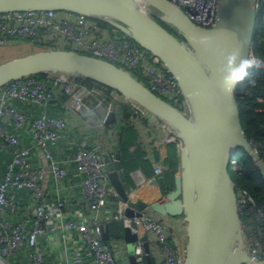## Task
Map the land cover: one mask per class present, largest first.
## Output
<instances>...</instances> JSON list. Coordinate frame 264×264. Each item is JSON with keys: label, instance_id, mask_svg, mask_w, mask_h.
I'll list each match as a JSON object with an SVG mask.
<instances>
[{"label": "built area", "instance_id": "built-area-1", "mask_svg": "<svg viewBox=\"0 0 264 264\" xmlns=\"http://www.w3.org/2000/svg\"><path fill=\"white\" fill-rule=\"evenodd\" d=\"M170 1L194 23L214 25L218 0ZM256 4L258 10L264 0H256ZM12 39L104 58L136 72L140 81L178 108H187L178 82L160 58L127 32L97 18L51 8L1 12L0 43ZM248 59L264 68V59L251 51ZM108 88L56 72H46L42 78L27 75L0 87V142L7 153L0 177V264H131L118 239L103 238L105 225L118 219L138 234L132 251L135 264L185 263L184 247L172 238L163 216L151 209L134 216L122 213L131 204L119 198L110 184L102 156L103 151L114 156L113 143L104 150L91 146L74 127H101L104 120L92 115L97 105H103L115 111L112 138L118 137L122 104H127L140 137L146 132L148 125L141 120L149 119L146 109L134 101L117 99L116 91ZM57 96L63 98L62 114L48 111ZM27 102L37 112L20 106ZM165 128L168 135L154 137L152 143L172 142L179 150L182 140L171 126ZM164 169L159 161L153 163V176L140 167L131 169L128 176L134 191L154 182ZM236 192L238 212L250 216L243 222L244 248L253 263H260L264 261V211L245 190L236 187ZM165 198L163 194L160 200ZM142 234L147 235L151 261Z\"/></svg>", "mask_w": 264, "mask_h": 264}, {"label": "water", "instance_id": "water-1", "mask_svg": "<svg viewBox=\"0 0 264 264\" xmlns=\"http://www.w3.org/2000/svg\"><path fill=\"white\" fill-rule=\"evenodd\" d=\"M146 5L156 9L159 19L180 36L158 21ZM48 8L83 13L127 32L158 56L175 77L186 100V110L154 93L128 69L67 48H38L0 62V87L40 72L82 76L112 88L117 99L134 101L168 123L183 145L178 150L174 188L163 193L154 179L158 197L134 196L133 186L123 172L120 152L113 157L108 151L102 152L110 184L119 198L131 204L122 213L134 216L151 209L163 217L182 216L186 223L184 264H264L253 263L244 248L230 163L241 147L264 178V160L243 130L237 103L241 79L232 77L241 61L249 58L256 28V0H218L211 27L194 23L170 0H0V13ZM233 53H237L234 60ZM96 110L105 123L115 121V111L103 105H97ZM168 133L165 131V136ZM163 194L166 198L160 200ZM122 233L126 242L133 243L138 238L126 225ZM109 237L106 224L103 238ZM140 238L147 260L151 261L147 235ZM128 256L135 264L134 254Z\"/></svg>", "mask_w": 264, "mask_h": 264}, {"label": "trees", "instance_id": "trees-1", "mask_svg": "<svg viewBox=\"0 0 264 264\" xmlns=\"http://www.w3.org/2000/svg\"><path fill=\"white\" fill-rule=\"evenodd\" d=\"M153 16L160 21L168 30L180 36L172 26L159 19L157 13ZM104 25H109L106 22ZM251 52L258 58L264 59V5L257 10L256 28ZM137 78L140 76L132 72ZM46 72L34 74L42 78ZM78 81L87 85H94L96 82L82 76L72 75ZM111 90L112 88H108ZM237 103L241 113V120L244 134L251 146L257 150L264 160V68L254 63L250 66L247 74L240 80L237 86ZM123 117L122 127L118 133L115 151L121 154L123 172L130 182L128 172L131 169L140 167L147 175L151 176L153 167L151 160L142 144L138 129L130 121L132 111L127 104H122ZM145 126L147 119H141ZM134 146V148L132 147ZM152 158L163 163L165 169L157 177L158 185L163 193L174 188V174L179 167L177 148L174 143H166L163 147L155 149ZM231 177L236 187L245 190L255 201L257 207L264 211V178L253 158L241 147H238L231 158ZM250 217L243 214V218ZM250 220V219H249ZM110 238H120L123 235V223L121 220H111L108 223ZM264 243V235H263Z\"/></svg>", "mask_w": 264, "mask_h": 264}, {"label": "crops", "instance_id": "crops-1", "mask_svg": "<svg viewBox=\"0 0 264 264\" xmlns=\"http://www.w3.org/2000/svg\"><path fill=\"white\" fill-rule=\"evenodd\" d=\"M5 48H17L23 50V54L32 52L38 48L37 45L32 44L31 42L23 39H12L5 45H0V62L5 61L7 59H4V51L6 52ZM8 50V49H7ZM63 98L60 96H57L54 102H52L48 106V111L54 114H62L64 113V106H63ZM20 106L33 110L37 112V108L32 106L29 102L24 103L23 105L20 104ZM145 114L149 116L148 119V126L147 130L144 134L141 135L142 144L144 146V149L147 153V157L151 160V164L153 167V163L157 162L154 158H152V155L156 148L163 147L162 145H155L152 143V138L154 137H165V123L162 119L155 116L154 114L148 112L145 110ZM94 116L101 118L98 114L96 107L94 110V115H92V118ZM103 119V118H102ZM104 120V119H103ZM76 124L74 120H72L71 124ZM74 127L78 128L81 133L83 134V137L86 138L88 143L92 146H98L101 149H107L112 147V137H113V129H114V122L112 123H103L101 127H94V128H87L83 126H77ZM178 152V151H177ZM7 153L2 149L1 142H0V177L2 176L4 169H5V161L7 160ZM153 176V173L152 175ZM130 183L133 186V182L130 179ZM158 188L154 182L150 181L149 183L141 186L140 188H136L134 191V196L137 194H141L145 198H149L152 195H157L158 197ZM161 197V196H160ZM159 197V199H160ZM166 221V223L169 226V232L172 238L177 242L178 246L183 248L186 243V231H185V220L182 216H174V217H163Z\"/></svg>", "mask_w": 264, "mask_h": 264}, {"label": "rangeland", "instance_id": "rangeland-1", "mask_svg": "<svg viewBox=\"0 0 264 264\" xmlns=\"http://www.w3.org/2000/svg\"><path fill=\"white\" fill-rule=\"evenodd\" d=\"M146 8H147V10L150 12V13H158L157 12V10L156 9H154L153 7H151V6H148V5H146ZM5 44H7V43H0V45H5ZM38 48H40L39 46H38ZM38 48H36V49H38ZM8 49V50H7ZM5 50H6V52L4 51L3 53H4V59H11V58H14V57H17V56H20V55H22L23 53V50H21V49H17V48H5ZM117 97L119 98V96L117 95ZM165 124H167V125H169L168 123H166L165 121H163ZM170 126V125H169ZM172 128V127H171ZM142 140V139H141ZM112 143H113V146H114V150H115V147H116V144H117V137H114V138H112ZM162 145V144H161ZM176 146V145H175ZM178 151V150H177ZM239 188V187H238ZM242 211H246L245 210V208H243V210ZM247 212V211H246ZM239 213V217H241L242 218V220L240 219V225H241V229H242V233H243V235H244V231H243V222L244 221H246L247 222V220H245L244 218H243V214H240V213H242V212H238ZM112 239H118L119 240V242L121 243V245H122V248H125L126 250H127V253L128 254H131L132 253V251H133V243L132 242H126L125 240H124V238H123V235H122V237H120V238H112ZM246 241H244V243H245Z\"/></svg>", "mask_w": 264, "mask_h": 264}, {"label": "clouds", "instance_id": "clouds-1", "mask_svg": "<svg viewBox=\"0 0 264 264\" xmlns=\"http://www.w3.org/2000/svg\"><path fill=\"white\" fill-rule=\"evenodd\" d=\"M237 53H233V60L235 59ZM256 61H253L251 59H247L245 58L244 60L241 61V65L240 67L235 70L232 74V77L234 80H240L243 79L244 76L247 74V68L249 65L253 64ZM241 73H243V75H241Z\"/></svg>", "mask_w": 264, "mask_h": 264}]
</instances>
